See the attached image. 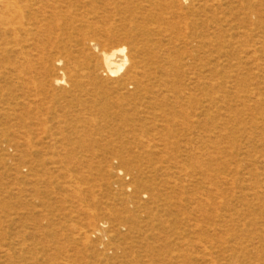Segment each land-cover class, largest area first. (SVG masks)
I'll list each match as a JSON object with an SVG mask.
<instances>
[{
    "label": "rangeland",
    "instance_id": "rangeland-1",
    "mask_svg": "<svg viewBox=\"0 0 264 264\" xmlns=\"http://www.w3.org/2000/svg\"><path fill=\"white\" fill-rule=\"evenodd\" d=\"M219 1L64 0L52 70L1 63L0 264H264V36Z\"/></svg>",
    "mask_w": 264,
    "mask_h": 264
},
{
    "label": "bare ground",
    "instance_id": "bare-ground-1",
    "mask_svg": "<svg viewBox=\"0 0 264 264\" xmlns=\"http://www.w3.org/2000/svg\"><path fill=\"white\" fill-rule=\"evenodd\" d=\"M234 1L238 4L237 12L241 16L240 24L242 32L240 34L249 37L264 36V0ZM227 2L229 5L232 4L231 0H227ZM198 3L205 10H212L213 13L220 9L221 6V1L219 0H216V5L208 4L205 0H198ZM232 9V7L226 9L225 13L230 15L226 19V22L231 21L230 18L233 15L231 13ZM63 35L64 0H0V65H2V62L12 63L10 59L13 56V63L16 64V67L24 70L34 68L35 66L43 67L45 72L49 71V69L52 70L48 61L50 57V44L52 43L51 36ZM260 48L255 47V45L253 46L251 50L253 61H257V54H264L262 50L264 47ZM124 50L125 48L123 47L113 48L108 52L104 51L102 53L103 66L110 76L122 70L126 62V58L123 55ZM247 53L246 55L249 54ZM116 55H122L123 59L116 61ZM10 70H12L11 67ZM14 71L18 70L15 69ZM63 82L64 79L62 78H56L52 81L55 85L63 84ZM88 220L90 222L92 218L90 217ZM101 229L102 227L97 229L96 233L100 234L102 232Z\"/></svg>",
    "mask_w": 264,
    "mask_h": 264
}]
</instances>
